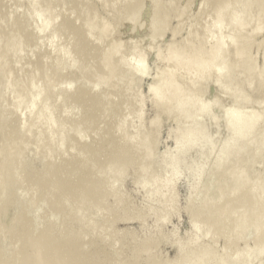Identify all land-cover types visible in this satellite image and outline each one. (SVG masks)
I'll list each match as a JSON object with an SVG mask.
<instances>
[{"label": "rangeland", "instance_id": "obj_1", "mask_svg": "<svg viewBox=\"0 0 264 264\" xmlns=\"http://www.w3.org/2000/svg\"><path fill=\"white\" fill-rule=\"evenodd\" d=\"M156 1L0 0V45L2 47V50L0 48V65L4 63L0 76V117L17 118L27 126L28 131L31 129V133L28 132L31 135L20 139L24 141L23 144L22 141H18L15 145L13 142L12 146L20 151L18 152L22 159L31 164L35 170L32 174L36 175L37 183L40 172L46 170L47 160H54L53 163L56 164L64 162L62 164L64 168L67 166L68 159H72L70 163L79 165L93 162L96 159L98 165L94 171L91 172L87 168L76 170L80 175L83 173L89 177L84 179L87 182L96 178V175L92 176L94 173L102 175L103 166L108 164L105 162L111 159L119 161L117 165L107 170L106 176L102 175L105 177L106 190L91 185L95 194L98 193L101 197L99 204L89 202L94 214L72 209L70 213L73 219L68 220V214L67 216L64 212L58 214L51 204L42 203L35 206V210L28 214L40 218L48 213L47 219L41 220L36 227L39 230L37 233L41 236L42 231L48 229L51 232L47 238L53 240L58 238L62 231L73 232L78 235L76 245L85 249L81 254L82 257L87 254L90 257L94 255V252L100 251L99 264H102L103 259L108 257V252L102 250L105 246L110 248L114 259L117 254L116 256L125 264H134V262L135 264H151L152 262L171 264L179 258L180 249L185 248L187 253H191L192 249L202 247H207L211 251L204 258V264H231V262L238 264V261L242 264H257L259 261L260 264H264V250L256 252L254 248L256 238L251 236L256 232H253L252 224H246L239 233L228 231V235L224 236L223 224L220 226L213 224L214 227L206 225V218L209 216L208 205L212 204L208 203L204 206L205 200L211 199L209 196L219 200L216 196L218 191L215 190L217 186L220 188L222 184H225L223 189L230 182H232V185L231 183L229 185L230 188L239 184L237 180L240 176L239 168L243 170L240 173H244L243 168L249 172L248 174L245 171L246 177L248 178L249 175L252 180L249 178L247 181L254 183L259 178L264 184V164L260 161L264 158V149L260 148L264 146L261 143L262 136L264 138V135H261L264 133V112L260 110H264V103H262L264 102V96H262L264 94V1L260 0L261 3H258L260 1L255 0L253 3V0H159L157 1L159 4ZM126 2H130L128 6ZM248 2L252 4L248 5ZM155 3L158 5L155 6ZM256 4L262 5L257 6ZM246 5L250 8H244ZM158 17L160 19L163 17V23L160 19V22L155 20ZM16 18L22 20V28L16 23ZM68 19L74 21L75 30L65 28ZM154 21L162 25L158 26ZM236 23L241 25V28ZM68 29L71 30L69 33ZM11 33L20 46V40L24 36L22 43L24 42L25 45L16 47L15 41L7 50V55L5 49L8 41L5 36L11 41L12 35L11 38L9 35ZM84 36L90 39L91 45L86 43ZM234 37L236 40L232 43ZM221 38L225 39L224 49H230L221 67L222 70L220 68L219 70H208V76L204 80L197 71L176 69L177 75L180 76L181 92L178 97L168 98L169 100L160 104L152 89L154 86L157 87L159 75H166L175 68V62L167 58L169 50L181 52V57L185 59L195 53V50H199V57L202 58L215 47ZM243 38H249L247 42L250 40V43L249 46L248 43L246 45L247 54L245 53L240 59L231 47L238 45ZM81 47L89 50L88 56L82 52ZM76 58L79 59L77 63ZM83 59L88 61L84 68ZM245 60L248 63H252V60L257 71L254 68V71L250 70L251 72L246 74L250 63L248 64ZM113 68H118L115 75L104 83L101 82L100 79L105 78ZM80 69L83 73L85 71L83 75L85 77L78 79ZM95 69L96 71H93ZM92 71L98 75H94ZM255 72L256 75L260 74V78L257 75V79ZM251 76H253L251 83L254 85L251 87L256 90L255 92L251 87L248 88L252 91L246 87L248 80L249 83L250 79L252 80ZM83 78L88 79V82ZM96 80L100 82L98 86H95ZM234 80L236 83L241 82L239 85L237 83V88ZM70 81L73 83L70 91L85 83L87 89L95 86L92 91L103 95L100 100L101 107L96 112V115L98 114L96 121L93 119L94 121L87 124L88 118L91 117L90 112L87 109L78 111L73 104V107L66 110L67 112H62L63 97L58 94ZM245 82L246 85L243 84ZM255 84H257V89H255ZM220 89H224L225 92ZM244 91H246L245 94ZM198 94L199 104L194 102ZM245 95L248 101L244 98ZM237 107L238 111L245 113L248 117H251L254 111L256 113L260 111L262 115L259 113V118L263 117L257 122L254 130L247 131L243 128V134H240L242 136L238 137L239 134L236 136L238 140L230 136L232 133L230 127L234 120L227 121L226 113H224L225 109H233L232 112H237ZM43 109L45 113L40 115ZM184 110L187 112L184 113ZM34 111H37L38 119L34 117L37 120L30 121L32 128L28 124V118L32 113L35 114ZM39 115L41 117L43 115L44 122ZM51 120L52 122L55 120V124ZM195 123L198 127L199 124L204 125L203 128L201 127L202 130L207 123V130L204 134L202 133L203 135L200 136L199 128L197 129L198 138L195 136L196 125L193 129ZM78 125L83 127L86 125L85 131L77 133L80 127ZM186 126L190 127L187 130L190 129L192 133L193 131L196 133L193 137L190 135V138L186 135L187 139H184ZM5 129L13 132L15 127L7 126ZM62 131L63 134H61ZM254 131H257L260 137ZM249 132L251 136L254 135V141L249 136ZM179 135L180 139L177 140L180 142L176 140ZM37 139L41 142L36 143ZM144 139L146 144H143ZM72 140L77 143L75 144ZM62 141L66 144L64 145ZM230 141L234 144L232 145L234 150L230 147ZM258 143H260L259 147ZM39 145L41 148H37ZM223 145L229 151L225 150ZM62 146L63 149H61ZM255 146L258 150L260 148L258 154L254 149L256 157L252 153ZM85 147H91V152H86ZM219 148H222L223 153L226 151V155L230 154L231 150L233 155L230 154L228 155L230 159L227 158L229 162L232 161L231 163L226 160V155L225 159L222 157V160H219L217 157V154L220 156ZM51 149H54L53 152ZM111 149L117 151L122 149L123 153L116 155ZM84 152L86 153L83 154ZM95 152L96 155H94ZM223 153H221L222 156ZM253 155L255 159H252ZM249 156L250 158L252 156L251 159L255 163L251 159L249 161ZM259 156L262 159H259ZM236 159L238 161L236 166L239 168H236L237 171L233 170L234 174L232 173L229 177L230 168H235ZM101 166L102 168H99ZM63 168L57 170L62 173ZM29 170L30 168L24 167L19 171L21 177L16 176L17 181L14 183L18 196L24 201L33 200L32 197L35 196L36 199L42 195V191L36 192L27 188L28 183L25 179ZM235 172L238 175H235ZM243 175L245 177V174ZM233 180L237 181L236 185ZM77 182L75 180V183ZM211 189L214 190V194L211 193ZM67 190L64 188L62 191L63 197L58 198L54 195L55 193L51 196L57 198L60 203H64L67 201ZM221 191L219 189V193ZM85 195L91 196L92 191L86 190ZM233 198L235 194L227 198V201ZM213 204L217 205V202ZM214 205L210 207L211 210H214ZM56 223L61 225L60 229L56 228ZM102 223H104L103 229L98 230V226ZM211 229H215L216 233ZM111 243L114 244V248L109 246ZM259 243L263 247L264 241ZM130 248L135 257L129 253ZM6 249L13 254H20L12 242ZM222 257L225 261H222ZM255 259L258 261L255 262Z\"/></svg>", "mask_w": 264, "mask_h": 264}, {"label": "bare ground", "instance_id": "obj_2", "mask_svg": "<svg viewBox=\"0 0 264 264\" xmlns=\"http://www.w3.org/2000/svg\"><path fill=\"white\" fill-rule=\"evenodd\" d=\"M157 1H159V0H157ZM254 1L255 0H253V3H254ZM261 1L258 2V3H261ZM127 2H128V0H127ZM132 2H133V0H132ZM129 3H127L126 6H128ZM161 3H163V2L161 1ZM248 3H249L248 5L252 4L250 2H248ZM158 4L155 3L154 5L156 6ZM256 5L259 6L260 4L259 5L256 4ZM126 6L124 8H126ZM254 7H255V4H254ZM244 8L248 9V8H250V6H247L246 5V7H244ZM250 10H252V9H250ZM250 10H246V11L250 12ZM253 12H254V10H253ZM165 15H164V18H166ZM250 15H251V13H250ZM133 16H135V15H133ZM19 18H21V16ZM162 18L160 19V17H158L155 20L159 21V19H160L161 22H162ZM217 19L219 20V18H217ZM132 20H133V17H132ZM164 20L165 19H163V21ZM218 20L216 21V23L218 22ZM238 20L240 21V19H238ZM238 20H236L237 23H239ZM25 21H26V19H25ZM66 21L68 22V24L65 25V28H72V30L73 29L74 30L76 29L74 27L75 26L74 21L72 22L69 19L66 20ZM157 21H154V22H156V24H157ZM244 21L245 20H243V22ZM21 22H22V20H20V19H17L16 20V23L18 25H20V26H21ZM153 25H154V23H153ZM157 25L158 26H161L162 24L160 23V25H159V23H158ZM237 25L241 28V25H239V24H237ZM247 25H248V23H247ZM60 27H62V26H60ZM154 27H155V25H154ZM21 28H22V26H21ZM18 29L19 28H17V30ZM26 29H27V27L25 28V30ZM63 30L65 31V29H63ZM160 30H163V29H160ZM70 31L71 30L68 29V33ZM12 33L14 34V32H12ZM12 33L9 34L10 35V38H11V35H12V40L11 41H10V39L9 40L7 39V36H5L6 37V40L8 41V45H7L6 49H5L7 55H8L7 50H9L10 46L12 47V43H14L16 41V43H17V44L15 43L16 44V47L19 45L18 44V40L17 39H13V34ZM15 33H16V30H15ZM18 33H19V31H18ZM21 35H23V34H21ZM88 35H90V34H88ZM92 36L94 37V35H92ZM5 37H4V40H5ZM84 37H85L86 43L91 45L90 39L87 36H84ZM14 38H15V35H14ZM21 38H22V36H21ZM23 39H24V36H23L22 40ZM231 39H233V38H231ZM247 39H249V38H247ZM247 39L243 38L238 45L231 47V48L234 49L235 55L237 57H239V58L242 57L243 55H245L246 50H247V46H246L247 43H248V46H249V43H250L249 41L250 40H248V42H247ZM22 40H20V43H21V46L19 45L20 47H22L23 46L22 44H24V42L22 43ZM235 40H236V38L234 37V39L231 42L234 43ZM4 45H3V48H4ZM225 46H226L225 39L224 38H221L220 40L217 41V43L215 44V47L212 50H210L209 52H207L205 54V56L202 57V58L199 57V50H195V53L191 54L189 58L186 57L187 59H185L184 57H181V55H180L181 52L178 53L176 51L174 52V50H169V54H168V57L167 58H168V60H172V61L175 62V68L173 70H170L168 73H166V75L165 74L163 76H162V74H161V76L159 75L160 78L157 79V81H158V83L162 82L163 85L162 84H159L158 85V83H157L156 84L157 87L154 86L153 89H152V92H154V94L158 98L157 101L160 104H162L163 102L169 100L168 98L172 99V98H176V97L179 96V94L181 92V89L179 87V84H180V78L179 77L180 76L177 75L176 69L183 68L186 71H190V70L197 71V73L201 74V76L203 77L204 80L208 76V70H210V69L219 70V68H220V70H222L221 67L225 63V60H226L227 55H228L229 50H230V49L225 50L224 49ZM0 48L2 50L1 45H0ZM84 48H85V46H84ZM84 48L81 47V50H83L82 52H84L85 55L88 56L89 55V50H85ZM79 51H80V49H79ZM6 53H5V55H6ZM85 55L83 57H85ZM46 56L47 55H45V57ZM0 59H1V57H0ZM247 59H249V57ZM77 60H79V59L76 58V63L78 62ZM83 62H85L83 64V68H84V65L87 64L88 61L86 59L85 60L83 59ZM245 62L248 63V61H246V60H245ZM251 62L252 63L249 62L250 64L248 63L249 64V69L246 70L247 71L246 74L247 73L249 74L251 72L250 70L254 71L253 69L255 67H254L253 61L251 60ZM242 64H243V61H242ZM236 66H238V64ZM263 66H264V62H263ZM2 69H4V63H3V65H0V76L2 75ZM227 69H228V67H227ZM236 69H237V67H236ZM117 70H118V68H113L111 71H109L106 74V77L105 78H101L100 77L101 78L100 81L101 82L103 81V83H104V81H106L108 78L113 77L115 75V73H116ZM255 70L257 71L256 68H255ZM88 71H90V70H88ZM93 71H96V69L93 70ZM48 72H49V70H48ZM79 72H80L79 73L80 75H78V77H77L78 79H81V77H85V76H83V75H85L84 74L85 71L83 73V70L80 69ZM93 74L96 75V76L98 75V73H95V72H93ZM101 75H103V74L101 73ZM255 75H256V72H255ZM257 75L260 78V74L257 73ZM257 75H256V77H257ZM46 76H47V74H46ZM247 77H249V76H247ZM252 77L253 76H251V78ZM245 78H246V76H245ZM60 79H61L60 81H62V78H60ZM83 79L84 80H87V82H88V79H85V78H83ZM257 79H258V77H257ZM261 80H262V78H261ZM252 81H253V78H252V80L250 79V83H249V80H248V83H247V86H246L247 88L248 87H251V85H252V87H254L253 83H251ZM56 82H58V81H56ZM56 82H55V84H56ZM95 82L97 83V84H95V86H98L100 84V82L98 80H96ZM98 82H99V84H98ZM256 82L258 83V80ZM63 83H65V82H63ZM235 83H236V81H235ZM237 83L239 85V83H241V82L239 81ZM237 83L235 84V87H236ZM61 84H62V82H61ZM72 84L73 83L70 81V83H67V85H65V87H63L62 89L60 88L61 86H59L60 84L58 85L59 88L61 89V91L59 92L58 95H61V97H63V100H61V101H63L62 104H61L62 105L61 106V108H62L61 110H62V112H64L69 107L70 108H71V106L73 107V105L76 106V108L78 109V111L87 109L90 112V115H91V117H89L88 118V121H87V124H89V122L94 121L96 119V116L98 115V114L96 115V112H98L99 107H101L100 100L102 99L103 95L101 93H97V92H93L92 91V88H94L95 86L94 87H91L90 89H87L85 83H82L83 85L77 86L74 90L72 89L73 91L72 90L70 91V87L73 86ZM232 84H233V87H234V82L233 81H232ZM243 84L246 85V82L243 83ZM248 84H250V86H248ZM262 84H260V86ZM256 85L257 84H255V89H257ZM58 86H56V87H58ZM62 86H63V84H62ZM100 87H101V85H100ZM252 87H251V89H252ZM217 88H219V86ZM251 89H249V90H251ZM220 90L221 91H224V89L223 90L220 89ZM232 90H233V88H232ZM252 90H253V92L256 91V90H254V88ZM259 91H261V90H259ZM245 92L246 91H244V94H245ZM257 92L255 94H257ZM226 94H227V90H226ZM239 95H241V93ZM225 96H227V95H225ZM254 96H256V95H254ZM262 96H264V94ZM59 97H58V100H59ZM198 98H199V94H198L197 99L194 98V102H197ZM244 98H247L246 95L244 96ZM256 99H257V96H256ZM247 101H248V98H247ZM263 101H264V99H263ZM199 102H200V100H199ZM199 102H197V103L199 104ZM258 102H259V100H258ZM254 103H255V101H254ZM262 103H264V102H262ZM57 108H59V107L57 106ZM105 108H106V106H105ZM230 109H232V108H230ZM35 110H37V109H35ZM232 110H229V109L226 110L225 109V112L224 113H226L225 115H226V120L227 121L228 120H232V119L234 120L233 125L230 127L231 130L229 129L232 132L230 136L233 137L234 139L235 138L237 139L239 136H242L240 134H243L242 133L243 128H245L247 131H250L252 129L254 130L255 129L254 127H257V125H256L257 122L259 120H261V118H263V117L259 118L260 111H259V113H256V111H254L255 113H251L252 116L251 117L250 116L248 117L247 115H245V113H242L241 111H238V107H237V110H236L237 112H232ZM239 110H241V109H239ZM260 110L264 112V110H262V109H260ZM44 111H45V109H43V112L40 111V113L38 111V113L41 115V113L42 114L45 113ZM36 112H35V114H33L31 112L32 114L28 118L29 119V123L28 124H30V126H31L30 121H33V119L34 120H37L38 119V117H36ZM185 112H187V111L184 110V113ZM186 114H189V113H186ZM34 117L37 118V119H35ZM41 118L40 119L43 120V115H42ZM46 118L48 119V116L47 115H46ZM194 119H195V117H194ZM23 122H25V121H23ZM43 122H44V120H43ZM51 122H52V120H51ZM53 122L55 124V120ZM48 123H49V121H48ZM98 123H100V121ZM58 124H59V122H58ZM85 124H86V120H85ZM32 125H33V123H32ZM7 126H10V127H13V128L15 127L14 131L12 132V131H8L7 129H5ZM79 126L80 125H78V127ZM194 126L196 127V129H195ZM202 126H204V125H202ZM202 126H201V124H199V127H198V125L195 123L193 125L194 128L192 127V125H191V128L195 129L196 131L199 128L198 131L200 132V136H201L207 130V128H206L207 123L205 124V127L203 129L204 131L202 130V128H203ZM26 127L27 126L24 123H22V121H19L17 118H9V117H6V116H4V117L1 116L0 117V264H99V261H100V251L94 252V255H90V257H89V254H87V256H83L82 257L81 254H82V252L85 249H83L79 245H76V243L78 244V241H77L78 240L77 239L78 238V235L77 234L75 235V233H73V232H70V231H66V232L65 231H62V234H60L58 238H54L53 240H50L47 237H49V234H50L51 231H49L48 229H45V230L42 231V233H41L42 235L40 236V233H37V232H39V230L36 229V227L41 222V220L47 219L48 213H46L45 216H41L40 218H37V217H34L32 215H29L28 212L34 211L35 210V206H38L39 204L42 203V204H51L55 208V212H57L58 214L63 213V212L66 214V216L68 214L69 215L67 217L68 220H72L73 219L72 218V215L70 213V211L72 209H75V211L76 210H79V211L82 210L85 213H86V211H88V212H90L89 214H94V212H93L94 210H93L92 205L90 203H92V202H97L98 204L101 203V197H100V195L98 193L95 194L96 192H94V188L91 187V185H94L97 188H104L106 190V187H105V179H104L105 177H103V176H106L105 173L107 172V170L110 169L112 166L117 165L119 163V161H117V159H111L110 161L105 162V163H108V164L105 165V166H103V168H102V166L99 167V168H102V172H103L102 175L103 176L101 174L99 175L98 173H94L92 176H95L96 175V178L95 179H91L90 182H87L84 179H88L89 177L86 176L83 173H81V175H80L76 170H78V168H87L91 172L94 171L96 169V165H98V162H97L96 159H94L93 162H87V164L85 163L83 165L70 163L71 162L70 160H72V159H68L67 166H65L64 168L62 167V164H64V162L63 163L61 162L60 164H58V163L56 164L55 162L53 163L54 160L53 161L47 160L46 163H45L46 170L40 172V178H39L38 183H37V181H36V175L35 174H32L33 172H35V170H33V168L31 167V164H29L28 161L22 159V157L19 155V152L20 151L18 149H15L14 146H12V143L13 142H15L14 143V145H15L16 142H18V141L19 142L22 141V144H23L24 141L23 140L20 141V139H22V138L24 139V136L28 137L29 135H31V134L28 133V132L31 133V129H30V131H28V129ZM60 127L61 128H65L63 126H60ZM84 127L83 126H80L78 128V132L77 131L76 132L77 133H82L83 130L85 131V128ZM61 128H60V130H61ZM188 128H190V127H187L184 130V132H186V134L183 132L184 133V139H187V136L190 138V135H192V137H193V134L196 133V131H193L194 133H192L190 129L187 130ZM200 128H201V130H200ZM208 128H209V126H208ZM56 129H57V126H56ZM98 129H99V127H98ZM11 130H13V129H11ZM68 130H69V128H68ZM186 130L187 131H190V132H187ZM229 130H227V131H229ZM198 131L195 134V136L199 133ZM53 133H55L54 130H53ZM219 133H220V131H219ZM254 133H257V131L256 132L254 131ZM61 134H63V131H62ZM228 134H230V132ZM237 134H239L238 137H236ZM261 135H264V133H262ZM32 136H33V134H32ZM181 136L183 137V134H181ZM249 136H251L250 135V132H249ZM249 136H246V137H249ZM257 136H259L258 133H257ZM182 137H181V139H182ZM66 138L68 139V137H66ZM196 138H198V137L196 136ZM251 138L254 141V139H255L254 135L251 136ZM251 138H250V140H251ZM31 139H33V138L31 137ZM39 139H40V137H39ZM80 139H81V136H80ZM177 139H180V135H179V138H176V140ZM241 139H242V137H241ZM244 139H245V135H244ZM75 140H72V141H74V143H75L76 142ZM189 140H192V139H189ZM237 140H236V143H237ZM262 140H261V143H263V145H264V138H263V136H262ZM140 141H142V140L140 139ZM231 141H230V144H231ZM38 142H41V140L39 141L37 139L36 140V143H38ZM64 142H65V140H64ZM178 142H180V141H178ZM211 142H213V141H211ZM234 142H235V140H234ZM247 142H248V140H247ZM62 143H63V141H62ZM69 143H71V142H69ZM185 143H186V141H185ZM143 144H146V140L145 139L143 140ZM222 144H223V142H222ZM251 144H253V143H251ZM259 144L260 143L257 144L258 147H259ZM24 145H26V144H24ZM224 145H223V148L225 149L226 146L224 147ZM232 145L234 146V144H231L230 147H232L233 150H234V147ZM40 146L41 145H39L37 148H41ZM182 146H184V144ZM250 146L251 145H249V147ZM257 146H255L253 148V150L256 149L257 150L256 153L258 154V151L260 150V148L261 149L262 148L264 149V146L263 147H260L259 150H258V147ZM42 147L44 148V146H42ZM119 147H120V145H119ZM176 147H178V146H176ZM90 148L91 147H85V151L88 152V153H90L91 152L90 151ZM48 149L50 150V148H48ZM61 149H63V146L61 147ZM53 150L51 149V152H53ZM73 150H75V149H73ZM111 150H112V153H116V155L123 153L122 149H120L119 151L114 150V149H111ZM221 150H222V148L221 149L219 148L220 156H218V154H217V157L219 158L220 161L222 160V157H223V159H225L224 156L226 155V151H224V153H223V152H221ZM225 150H228V149L226 148ZM238 150L239 149H237V151ZM242 151H241V153H242ZM86 152H84L83 154H85ZM96 152H95V154L94 153H91V154L96 155ZM221 153H223V156L221 155ZM244 153H245V151H244ZM252 153L254 154L255 153V150H254V152L252 151ZM230 154H231V150H230ZM230 154H228V155H230ZM235 154H236V152H235ZM228 155H226L227 156L226 157V160H227V158H229ZM231 155H233V154H231ZM237 155H238V153H237ZM250 155H251V153H250ZM254 155H253V158L251 156L252 159H255L256 155H255V157H254ZM238 157H239V155H238ZM215 158H216V156H215ZM251 158L249 156V161H250ZM257 159H258V157H257ZM259 159H262V158L260 157ZM263 159L260 160V161L264 164V160ZM234 160H235V158H234ZM244 161H246L245 158H244ZM216 162H219V161H216ZM231 162L232 161H230V162L228 161V163H231ZM247 162H248V160H247ZM237 163H238V161L236 159L235 168L234 169L230 168L231 169V173H230L231 175L229 174V177L232 176L233 170H236L237 171V169L239 168V166H236ZM214 164H215V162H214ZM245 164H246V162H245ZM257 164H258V162H257ZM241 165H244V164L241 163ZM24 167L25 168H27V167L30 168V170L26 174V179H25L26 183H28V187L27 188L33 189L36 192L37 191H39V192L42 191L41 192L42 195L40 197L36 198V199H35V196H34V198L32 197L33 200H25V201H24V199L22 200V198H20L18 196V192L16 191V188H15V184L14 183L17 181L16 180V176H18V177L20 176L21 173L19 174V171H21ZM241 167L243 168V166H241ZM60 168L61 169L63 168L62 173L57 170V169H60ZM97 169H98V167H97ZM243 169H244V173H242L243 172L242 169H241L242 170L241 173H240V171H241L240 168L238 170V173L240 174V176H238L239 178L237 177L238 178L237 180H238V183H239L238 185H236V182L237 181H235V180H233V181H235V185H236V186L234 185L235 186L234 188H230L231 186H229L230 183L232 185V182H230L228 186L226 185L227 187L226 188H223V189H222V187L225 184L224 185L222 184L220 188L216 185L217 186V189L215 187L214 188H215L216 191H218V194L216 196H218V199L219 200L218 201L215 200L214 198H212V196H209V198H211V199H209V201L207 199L205 200V203L206 204L204 203V206L205 205L207 206L208 203L214 205L213 203L214 202H217V205H214V210L213 209L212 210L210 209V207H212V205H208L209 206V208H208V214H209V216L206 218V225L211 226V227H214V226H212L213 224H215L217 226H220V225L223 224V226L225 228V230L223 232L224 233L223 235L224 236H227L228 233H229L228 231H233L235 233H239L244 228V226L246 224H250V225L252 224L253 227H254L253 228L254 229L253 232L255 231L256 233H253L254 234L253 236H251V235H249V236H251L253 238H256V240H255V243H256L255 245L256 246L254 248L257 250V251L255 250L256 252H259V251L264 250V243H263V247H262V244L259 243L260 241H264V184L262 183V181L259 180V178L258 179L256 178L257 179L256 182L254 181V183H251L252 181H249V180H252V178H250L249 175H248V178L246 177V175H247L246 173L249 174V172H247L245 170V168H243ZM228 170H229V168H228ZM100 171H101V169H100ZM245 171H246V173H245ZM238 173L235 172V175L236 174L238 175ZM97 174L99 175V177H98ZM227 174L225 175V177L226 176L228 177ZM243 174H245V177H244ZM233 177H234V175H233ZM245 179H246V181H245ZM247 179H249L248 180L249 182L247 181ZM75 180H77L78 182L75 183ZM64 188L65 189H68L67 190V201H65L64 203H60L58 201V199L55 198V197H53V196H51V194L52 193H55L54 195L56 197H58V198L63 197L62 191H64ZM218 188L220 189V191L222 190L220 193H219V189ZM88 189H90L92 191V195L91 196L85 195V192ZM211 190H212L211 193L214 194V190L213 189H211ZM30 191H32V190H30ZM216 191H215V194H216ZM232 194H235V198L231 199V201L229 200V202H228L227 201V198H229ZM214 197H215V195H214ZM202 208H204V207H202ZM209 209L211 211H209ZM229 219H231L230 222H228ZM257 219H258V221H257ZM227 222H228V224H227ZM103 225H104V223H102L100 226H98V230H102L103 227H104ZM55 226H56L57 229L58 228L59 229L61 228V225L58 224V223H56ZM211 230L216 233V230L215 229H211ZM74 235H75V237H74ZM79 239H80V237H79ZM10 242L14 243L16 249L19 250L18 253H20V254H18V255L17 254H13V253L9 252L6 249V247L9 246V243ZM109 246L111 248L112 247L114 248V244H112V243ZM102 250H106V252H108V257H110V258L106 257L105 259H103L102 264H125L124 261L120 260L118 258V256H116L117 254H116L115 251L114 252H115L116 255H115V259H114L112 257V251L107 246L103 247ZM180 250H181V252H180L179 258L178 259H175L174 262H172L171 264H204V258H206L211 253L210 249H208L207 247L196 248L195 250L192 249V252L191 253H189V252L187 253L185 251L186 250L185 248H182ZM142 251H144V250H142ZM129 253L131 255H133V250L131 248L129 249ZM79 255L81 257H79ZM257 255L259 256V254H257ZM257 255H255V256H257ZM258 256H257V259H258ZM260 256H261V254H260ZM257 259H255V262H256ZM261 259H262V257H261ZM223 260L225 261V258L222 257V261ZM245 260H246V258H245ZM238 262L242 264V262H240V261H238ZM261 262H262V260H261ZM233 263H234V261H233ZM134 264H135V262H134ZM151 264H165V263H163V262H152ZM228 264H230V263H228ZM231 264H232V262H231ZM257 264H260V261L257 262Z\"/></svg>", "mask_w": 264, "mask_h": 264}]
</instances>
